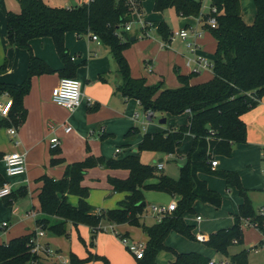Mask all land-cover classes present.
Instances as JSON below:
<instances>
[{
  "label": "trees",
  "instance_id": "obj_1",
  "mask_svg": "<svg viewBox=\"0 0 264 264\" xmlns=\"http://www.w3.org/2000/svg\"><path fill=\"white\" fill-rule=\"evenodd\" d=\"M21 9L10 10L7 15L8 44L30 52V64L26 79L21 84L0 80V96L9 94L12 108L7 118L15 125L22 124L28 111L24 99L30 93L32 78L37 75L58 72L64 77H76L79 65L75 63L66 46V35L75 32L78 35L97 34L101 43L112 53L118 67L122 83L118 90L123 97L137 99L144 110L163 114L180 115L191 113L189 124L164 132L144 135L139 145L140 151L150 150L173 154L182 144L185 136H194V145L188 155V163L182 166L180 179H175L149 164L141 161L139 155H128L121 159L106 160L94 155L67 165L61 179L44 176V185L39 194L43 215L38 217L37 225L44 231L67 236L69 224L75 226L87 224L96 234L103 231V220L111 223H128L143 227L150 239L146 245L145 256L137 264H159L156 261L162 250L174 252L176 260L165 264H209L210 258L192 251L177 252L166 245V239L172 231H177L191 239L196 238L192 225L185 220L186 213H194L197 201L221 206V195L208 187L199 173H207L225 179L228 185L237 186L244 197L239 207L235 224L231 229H222L212 234L208 245L227 253L233 243L242 241L240 223L248 219L264 231V215L256 214L248 191L241 183L238 172L213 169L211 160L220 155L231 156L233 147L247 142V124L243 115L256 107L264 96V0H255L256 16L248 24L242 14L241 0H210L211 7L217 12H203V0H155L154 9L158 12L175 8L182 17H202L203 28L217 40L214 54V76L200 83H191L196 74H178L182 85L178 88L165 86L164 82L148 84L145 77L132 75L131 66L125 50L133 43L132 36L124 26L132 19L131 12L124 0H90L76 7H53L44 0H18ZM216 17L217 27H211L207 21ZM155 27L163 39L168 41L172 34L164 21H154ZM127 35L129 37H127ZM50 37L59 53L64 67L53 69L44 59L36 56L31 42L36 38ZM7 70V64L0 67V74ZM177 70V69H176ZM131 135V133H129ZM129 135V136H130ZM122 168L130 171L126 179L110 177L115 191L129 192L120 207L94 214L93 206L88 202L90 189L82 182L90 168ZM156 180L150 182V180ZM0 183H4L0 177ZM144 191H159L182 198L177 209L166 215L161 222L147 226L142 223V215L147 207L140 205L145 201ZM69 195L79 196V205L68 201ZM56 217L55 219H53ZM37 231L16 237L7 244H0V264H32L40 256L32 251L31 239ZM248 251H242L232 257L237 264H248ZM97 258L111 264L102 256ZM84 259L71 255V264H82Z\"/></svg>",
  "mask_w": 264,
  "mask_h": 264
},
{
  "label": "crops",
  "instance_id": "obj_2",
  "mask_svg": "<svg viewBox=\"0 0 264 264\" xmlns=\"http://www.w3.org/2000/svg\"><path fill=\"white\" fill-rule=\"evenodd\" d=\"M143 1L142 4H144ZM241 4L242 14L245 21L248 24H252L254 22L253 19L247 20L245 17L244 0H241ZM209 6L210 3L203 8L204 14L209 12ZM20 9L21 7L18 0H0V67L7 64V70L0 74V80L14 84H21L26 79L31 57L28 50L17 48L8 44V12L10 10L19 11ZM142 12L145 19L151 22L159 21L156 20L155 17H149L145 11ZM182 19L186 21V25L184 27L192 29L197 28L199 30H204L205 32L203 37L200 39L201 49L198 53L205 54L203 52H207L215 54L217 40L209 31L203 29V16H189L182 17ZM193 20L195 22H193ZM191 23H194L195 25H192ZM69 33L75 34L79 39L89 37L92 43L86 56L80 55V51H73L72 48H69L68 45H66L71 53V56L75 58L74 61L80 62L77 64L79 67L76 73V78L80 79L83 83V100L81 105L75 111H70L53 101V92L60 83V80L63 78L58 72H56L37 75L32 78L31 91L24 99V105L28 111V115L22 124L17 126L12 119L0 114V177L4 182H9L13 189V194L10 197L0 201V244H7L16 237L38 230L39 227L37 225V219L43 215L39 194L44 185V182L41 180L44 176L61 179L65 174L68 164L82 161L90 155L103 157L107 161L111 159H121L128 155H137L130 153L133 150L132 143H136L139 148L144 135L147 134L146 132L143 133L140 129H136L138 127L132 125L133 122H137L138 120L134 118L133 115L137 112L136 110L141 103L137 99H128L123 97L122 93L118 90V87L122 83V79L118 73V67L115 59L114 62L111 58V51L102 43H98L93 40L89 34L78 35L75 32ZM129 34L132 37L137 38L134 41L135 47L137 44H140L138 43L139 39H144L143 36H145L142 34L139 26L134 28L131 32H129ZM42 39H45V42L40 44ZM154 40L158 47H162V49L167 48L163 41L160 40L159 42V40ZM35 41L36 49L32 51L36 56L44 59L55 70H60L64 67L61 57L59 58V56H55L52 53L51 47H54L55 49L56 47L50 37L36 38ZM183 41L186 42V45H184L185 50L189 51L187 41ZM44 43H47V50L41 47ZM139 49L140 58L138 63L135 66L130 65L132 75L136 78L145 77L148 84H156L157 82L162 81L165 86H167L163 76L161 78H156L153 73H151L153 72V67L155 65L153 57L146 55L143 47ZM129 51L130 50L127 48L124 52L127 59H129ZM173 63L174 72L178 69L181 74H191L190 69L186 66V64L184 65V62L180 59L176 58ZM203 73H208L206 76L209 77H192L190 80L191 83L195 84L205 82L214 76L213 70H205L199 74ZM112 77H114V79H112ZM170 84H172L170 86L173 88L178 85L176 82ZM180 84L182 85L181 82ZM89 98L93 101L92 105L89 104ZM9 101H13L9 94H3L0 96V104L6 105ZM163 115L167 118L168 122V116L172 114ZM183 115H185V118H188L189 121L187 124H189L191 113L187 111L180 115V117H183ZM122 116H124L123 119L130 121V127H128L125 133V139L129 143L123 145L124 148L118 146L116 148L117 156L108 158L103 154L100 139L104 140L114 135V132L111 131V129H114L115 127H112L111 125L119 122ZM243 120L247 124V142L235 144L231 156L220 155L216 157L217 159L226 158L227 162H225V166L229 168V159L235 160L238 156L241 160L242 169H240L239 163V165H236V168H232L228 171L238 172L241 183H243V172H245L247 176H252L250 155L255 152H259L262 156L261 151L264 150V96L256 107L243 115ZM66 125L72 126V130L70 132L66 131ZM143 125L144 130H146L149 123L145 122ZM14 127L18 129L17 136H13L10 133V129ZM129 133H131V135ZM56 136L60 138L61 144L59 147L53 149L51 147L50 140ZM184 139L190 144L194 139V136L187 134ZM117 149L121 150L120 153H117ZM127 150L128 153L121 156L123 152ZM16 151L27 152V171L24 174L9 177L6 173V166L3 157L7 153ZM139 156L141 157V155ZM169 156H173V154L166 155L165 159L161 158L163 159L162 161L159 159L156 167L160 162H164L166 168V159H168ZM219 165L220 163L216 168H218ZM165 168L163 170H165ZM202 174L211 178L219 177L212 174L199 173V177L205 181L207 180ZM129 175L130 171L122 168H106L104 166H96L88 170L82 184L90 189L88 202L94 208L92 213L101 214L105 210L120 207V202L125 199L129 192L115 191L114 186L109 181V178L115 177L126 179ZM223 180L226 181L225 179ZM155 181L156 180L154 179L150 180V182ZM226 184L229 189L237 187L228 185L227 181ZM245 189H247L249 196V190L251 189L247 187ZM144 195L147 207L157 203L169 204L172 201H176L178 203L182 198L178 195H170L159 191H144ZM150 199L155 202L150 203ZM79 200L80 198L77 195L68 196V201L74 206L79 205ZM250 200L252 201L251 198ZM197 202L194 205V213H196ZM243 203L244 197L240 194V198H238L237 213L234 214V220L239 214L240 205ZM189 214L192 213L185 214V220L188 224H190L188 220ZM198 216L202 215L197 214L195 217V220L200 223L203 221V217L201 220H198ZM55 218L56 217L53 219ZM4 223L7 224L4 225ZM101 225H103L104 230L99 231L96 234L93 233V229L87 224H79L78 226H75L71 222L69 224V234L67 236L56 235L46 230L45 235L41 237L40 240L42 244L51 248L54 251V254L48 256L47 258L43 256L41 262L32 264H71V255L73 253L79 258L84 259L82 264H105V262L101 259H88L91 254L92 257H106L111 264H137L139 261L137 256L128 252L127 247L121 241L120 236L127 235L131 239L147 245L150 239L148 233L142 227L128 223L118 224L103 220ZM109 225H113L119 233L116 234L109 229H105ZM257 229L259 232L256 242L257 245L250 247L249 252L258 253L264 249V231L259 230V228ZM205 236L207 237L205 242H207L211 235L209 236L205 234ZM167 238L169 239V237ZM168 239H166L165 243L167 246L172 247L170 246V241ZM259 243L260 245H258ZM165 252H168V255L162 256ZM175 260L176 255L174 252H169V250L160 251L156 257V261L159 264H165Z\"/></svg>",
  "mask_w": 264,
  "mask_h": 264
},
{
  "label": "rangeland",
  "instance_id": "obj_3",
  "mask_svg": "<svg viewBox=\"0 0 264 264\" xmlns=\"http://www.w3.org/2000/svg\"><path fill=\"white\" fill-rule=\"evenodd\" d=\"M44 1L48 5L53 7L68 8L71 5L70 0H44ZM77 1L81 4L90 2V0H77ZM154 1L155 0H144L143 1L144 4H142V11H145V13L149 17H155L156 20L166 22L171 31L184 28V26L186 25V21L183 20L182 17H180V15L177 13L175 8L172 7L164 10L163 12H158L154 9ZM203 2H204L203 8H205L210 3V0H204ZM210 9H211V5L209 6L208 10L210 11ZM244 14L247 20L253 19L254 21V17H255L254 0H244ZM193 22L195 21L193 20ZM191 24L195 25L194 23ZM137 26L138 24H134V28H137ZM127 37L129 36L127 35ZM143 37L144 39H139L138 43L140 44H137L136 47L134 42L128 47V49L130 50L129 59H128L130 65L135 66L138 63V60L140 58L139 48L143 47L144 53H146V55H150L151 57H153L155 65L153 67V72L151 73H153L154 77L161 78L163 76L166 85L170 88H173L170 86L172 85L170 83L173 82L178 83V85L174 88L180 87L181 84L178 78V74L181 72L178 69L176 72H174L173 61L176 58H178L182 62H184V65L186 64L188 57L191 56V53L188 50H185L184 45H186V42L179 38L171 39V36L170 39L166 41L163 39L162 35H160L158 30L154 27H152L148 31V33ZM154 39L159 40V42L160 40L163 41L167 48L162 49V47H158ZM35 42H36L35 39L31 42L32 50L36 49ZM43 42H45V39H42L40 44H42ZM66 45H68L69 48H72L73 51L75 50L80 51V55L86 56V54L88 53V49L91 47L92 43L89 37H84L83 39H79L75 34L68 33L66 36ZM41 47L47 50L48 48L47 43H44L43 46ZM51 48H52L51 49L52 53L55 56H59L60 58V55L58 54L56 49L54 47ZM203 53H205V55L209 59L214 60V53H207V52H203ZM111 58L114 61L112 55ZM75 63L79 64L80 62L77 61ZM206 75H208V73L194 75L193 77L194 78H197L198 76L204 78L209 77ZM112 79H114V77H112ZM136 111L137 112H135L133 116L138 120L137 122H133L132 125L138 127L136 129H140L143 133L146 132V133L154 134L158 132H164L170 130L172 127L176 128L182 125H186L189 121L188 118H185V115H183V117H180V115L182 114L170 115L168 116V122L166 124H163L161 123V119L164 118V115L161 112H155L154 116L151 119H149V116L144 111V107L142 104H139L138 109ZM123 118L124 116L121 117L119 122H116L111 125L112 127H115L114 129H111V131L114 132V135L112 137L106 138L104 140L100 139L102 143L103 154L108 158L117 156L116 148L118 146L124 148L123 145L129 143L125 139V133L128 127H130V121ZM145 122L149 123L146 130H144V125H143V123L145 124ZM132 145H133L132 147L133 150L130 153L141 155V161L153 167H156L159 159L161 158L165 159L166 155L169 154V153H162V152H156L150 150H144L141 152L136 143H132ZM193 145H194V139L190 144L187 140L184 139L179 149L177 148L178 150L176 149V151L173 153V156H169L168 159H166L165 170L160 172L170 175L175 179H180L182 175V166H185L188 163V155L191 149L193 148ZM261 152H262V156L260 155L259 152H255L252 155H250L252 176H247L245 172L242 173V182H243L242 184L245 188L247 187L251 189L249 190V196L252 199L254 211L257 215L260 214L261 211H263L264 213V210H262L264 209L263 207L264 150ZM127 153L128 150L124 151L121 156H124ZM218 160L220 165L216 169H218L219 171H228L232 168H236V165H239V163H240L239 167L240 169H242L241 160L238 158V156L236 157L235 160L229 159V168L225 166V162H227L226 158H218ZM202 175L207 180L206 183L208 187L217 191L221 195L222 197L221 206L217 207L204 201H198L196 205V213L189 214L188 216L189 223L192 225V232L196 236V238L191 239L189 237L182 235L181 233L172 231L168 236L169 239L168 238L167 239L170 241V246H172L175 251L178 252L198 251L206 255L208 258H216L219 261L227 260L231 262L232 257L234 255L242 251H248L250 247L257 245L256 242H257V237L259 236V232L257 231L258 229L256 228V226L254 224H251L248 219H242L240 223V231L242 232V236H243L242 241L240 243L231 244L227 249V253H224L223 251H218L216 248L208 245V243L205 241L203 242L198 240L197 235L199 234V232H203L210 236L216 233L219 229H231L235 224L234 214L237 213L238 198H240V192L238 187H233L229 189L226 184V181H224L223 179L219 177L211 178L204 174ZM149 202L154 203L155 201H152L150 199ZM197 214H201L203 217V221L200 223L195 220ZM141 221L145 225L150 226L155 222H157V218L151 215L150 209L149 207H147L144 211ZM258 245H260V243ZM128 252L130 254H133L129 250ZM167 253L168 252L163 253L162 256L168 255ZM248 264H264V249H262V251L258 253L248 252Z\"/></svg>",
  "mask_w": 264,
  "mask_h": 264
},
{
  "label": "built area",
  "instance_id": "obj_4",
  "mask_svg": "<svg viewBox=\"0 0 264 264\" xmlns=\"http://www.w3.org/2000/svg\"><path fill=\"white\" fill-rule=\"evenodd\" d=\"M131 12L132 19L127 22V24L124 26L126 31L131 32L134 29V24H138L139 29L142 31V34L146 35L148 31L152 28V22L145 19L144 14L142 12L141 6L143 0H124ZM204 1V0H203ZM210 12H217L216 7H211ZM207 23L213 27H217V19L216 17L212 16L208 19ZM204 29V28H203ZM204 30L199 29H192L188 27L181 28L179 30L172 31L171 39L174 38H181L183 40L187 41L189 51L191 53V56L188 57L186 61V66L190 69L191 74H199L202 73L205 70H213L214 68V60L209 59L205 54L198 53V51L201 49L200 39L204 35ZM90 37L97 41L98 43H101V40L97 34H90ZM73 60L75 58L73 57ZM53 101L63 106L70 111H75L82 103L83 100V83L80 79L76 77H64L60 80V83L55 88L53 92ZM89 104L92 105L93 101L91 98L88 99ZM12 102L9 101L6 105L0 104V114L2 116H8L10 109L12 107ZM147 115L149 116V119H151L154 116L153 111H147ZM65 129L67 132H70L72 130L71 125H66ZM10 133L13 136L18 135V129L17 128H11ZM51 147L53 149L60 146L61 141L59 137H53L51 140ZM120 149H117V153H120ZM264 156V153H263ZM5 166H6V173L9 177L17 176L24 174L27 171V152H10L4 155L3 157ZM219 161L216 157H213L211 160V166L213 169H216L218 166ZM158 169L163 170L165 168L164 162H160L158 164ZM13 194L12 185L9 182L0 183V201L10 197ZM151 214L157 218L158 222H161L163 218L172 213L177 209V202L172 201L169 204L164 203H157L152 204L149 206ZM264 210V209H262ZM261 215H264L263 211L260 213ZM198 220L202 219V216H198ZM7 223H4L6 225ZM257 227V225H255ZM105 229H109L112 232H115L118 234L119 232L117 229L114 228L113 225L107 226ZM45 235V231L42 228H38L36 236L33 237L30 241L31 244H33L32 251L34 253H37L40 258L37 262H41L43 259V256L47 258L48 256H51L54 254V251L47 247L46 245L41 243V237ZM121 241L124 243V245L127 247V249L135 254L138 259H141L145 256L146 252V245L138 242L136 240L131 239L127 235H121L120 236ZM198 240L200 241H206L207 237L203 233H199L197 235ZM209 264H237L233 261H219L216 258H212L209 261Z\"/></svg>",
  "mask_w": 264,
  "mask_h": 264
},
{
  "label": "water",
  "instance_id": "obj_5",
  "mask_svg": "<svg viewBox=\"0 0 264 264\" xmlns=\"http://www.w3.org/2000/svg\"><path fill=\"white\" fill-rule=\"evenodd\" d=\"M70 3H71L70 6H72V7H76V6L79 4V2H78L77 0H70ZM136 39H137L136 37H132V41H133V42H134ZM161 123L166 124V123H167V118H166V117L162 118V119H161ZM162 160H163V159H161V161H162ZM140 205H142V206H146V205H147V202H146V201H142V202L140 203Z\"/></svg>",
  "mask_w": 264,
  "mask_h": 264
}]
</instances>
